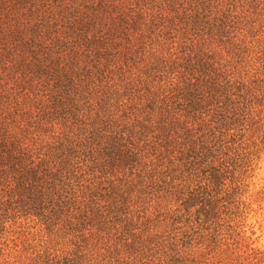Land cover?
Here are the masks:
<instances>
[{
  "label": "trees",
  "instance_id": "obj_1",
  "mask_svg": "<svg viewBox=\"0 0 264 264\" xmlns=\"http://www.w3.org/2000/svg\"><path fill=\"white\" fill-rule=\"evenodd\" d=\"M264 0H0V264H264Z\"/></svg>",
  "mask_w": 264,
  "mask_h": 264
},
{
  "label": "rangeland",
  "instance_id": "obj_2",
  "mask_svg": "<svg viewBox=\"0 0 264 264\" xmlns=\"http://www.w3.org/2000/svg\"><path fill=\"white\" fill-rule=\"evenodd\" d=\"M249 187L243 193V201H245L243 210L244 213V222H245V232L246 235L251 238V241L254 242L253 236L255 232L250 231L249 218L253 216H259L261 219L257 221V228L264 233V149L260 153L259 159H257L252 176L248 179ZM260 249V248H259ZM264 252V249H260Z\"/></svg>",
  "mask_w": 264,
  "mask_h": 264
},
{
  "label": "clouds",
  "instance_id": "obj_3",
  "mask_svg": "<svg viewBox=\"0 0 264 264\" xmlns=\"http://www.w3.org/2000/svg\"><path fill=\"white\" fill-rule=\"evenodd\" d=\"M261 219L259 216H253L249 218V226H250V231L255 232V236H253V240H255V247L264 249V233H262L258 228H257V221Z\"/></svg>",
  "mask_w": 264,
  "mask_h": 264
}]
</instances>
